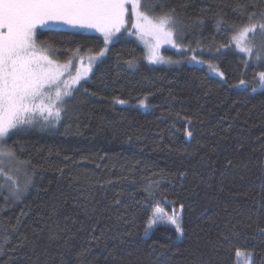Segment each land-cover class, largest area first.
Instances as JSON below:
<instances>
[{
  "label": "trees",
  "instance_id": "16d2710c",
  "mask_svg": "<svg viewBox=\"0 0 264 264\" xmlns=\"http://www.w3.org/2000/svg\"><path fill=\"white\" fill-rule=\"evenodd\" d=\"M141 4L149 17L172 15L178 47L160 55L171 62L148 63L123 33L105 45L94 31L38 29L55 63L106 51L58 120L36 118L0 142L13 153L14 180L0 191V264H239L237 250L264 264V94L254 79L264 61L231 42L264 0ZM249 39L254 52L264 47L259 29ZM227 139L233 151L215 177L166 197L160 155L190 161ZM157 208L180 214L182 236L163 222L148 228Z\"/></svg>",
  "mask_w": 264,
  "mask_h": 264
},
{
  "label": "snow or ice",
  "instance_id": "6c2138e0",
  "mask_svg": "<svg viewBox=\"0 0 264 264\" xmlns=\"http://www.w3.org/2000/svg\"><path fill=\"white\" fill-rule=\"evenodd\" d=\"M129 4L135 19L132 27L137 29L141 39L147 35L156 39L155 45H149V59L153 62H171L164 61L158 55V48L161 42L178 47L173 39V31L168 27L173 17L170 13L149 17L141 10V0H0V142H4L12 130L32 124L37 116L44 121L51 117L58 120L61 114L60 105L64 103L65 97L72 95V85L78 84L91 71L92 60L105 54L106 48L97 56H89V64H82L77 74L71 77V82L61 81V76L71 60L65 65H58L44 55L43 52L50 46L47 41L38 43V29L57 24L93 29L102 34L104 44L107 45L126 24ZM174 11L173 9L172 12ZM256 16V13H251L247 25L234 26L231 42L249 58L264 61V47L254 52L255 45L249 39V34L255 35L257 29L264 36V13L260 14L258 20ZM79 51L75 50L77 53ZM192 59L196 60V57L193 56ZM209 68L212 71L217 70L211 64ZM219 75L223 77V73ZM254 79L264 94V71L256 73ZM239 84L245 86L246 81L241 79ZM187 135L191 137L192 132L188 131ZM0 155L12 156L13 153L9 151ZM161 222L174 226L175 231L183 235L179 213L167 215L157 208L148 228ZM239 255L240 250H237V256Z\"/></svg>",
  "mask_w": 264,
  "mask_h": 264
},
{
  "label": "rangeland",
  "instance_id": "374dc122",
  "mask_svg": "<svg viewBox=\"0 0 264 264\" xmlns=\"http://www.w3.org/2000/svg\"><path fill=\"white\" fill-rule=\"evenodd\" d=\"M128 14L126 16V24L124 27L121 28L119 32H117L114 36L123 33L126 37L134 40L137 42L144 50L146 61L150 64H157L160 62H153L149 59L151 55L149 45H155L156 39L151 36L147 35L144 39H141L140 35L137 32V29L132 27L133 23L135 22L134 16L132 15L131 5H127L129 7ZM50 27H56L66 30H86L98 33L102 36L101 33L96 32L93 29H80V28H73L69 25L65 24H57L52 25ZM103 37V36H102ZM145 41L148 43L146 44ZM106 47V46H105ZM171 47V43L161 42L158 48V55H161V52L164 50H169ZM44 55H47L49 59H51L50 54L45 51L43 52ZM100 58V57H99ZM97 58V59H99ZM80 59V58H79ZM76 59L73 62V65L70 64L68 68L64 71L63 76H61V81H69L71 82V77L77 74V70L82 68V64L87 66L89 64V56L82 60ZM53 60V59H51ZM96 60V59H94ZM95 62V61H93ZM92 62V63H93ZM58 65H65V63ZM67 64V63H66ZM84 76L81 80L85 79ZM80 80V81H81ZM79 81V82H80ZM77 84L72 85L71 88H74ZM52 94L54 95V89ZM37 118L41 119L39 116ZM6 148L0 144V153H5ZM233 151V146L230 140H217L212 141L205 149L193 156L190 161H184L182 158L177 156H161L160 158L164 159L170 166V173L168 175V186L164 187L165 195L168 199L173 200L177 199L187 193H190L208 181H210L215 175L217 174L218 170L220 169L221 165L223 164L225 158L231 154ZM8 158V159H7ZM12 159L7 157L6 155H0V191L1 195L4 196L5 193H8L11 188L10 186L13 185V164ZM239 264H249L248 258L245 257L244 253H240L238 256Z\"/></svg>",
  "mask_w": 264,
  "mask_h": 264
}]
</instances>
